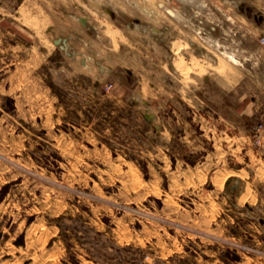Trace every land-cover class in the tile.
<instances>
[{"label": "crops", "instance_id": "0c3cea01", "mask_svg": "<svg viewBox=\"0 0 264 264\" xmlns=\"http://www.w3.org/2000/svg\"><path fill=\"white\" fill-rule=\"evenodd\" d=\"M153 1L162 5L160 27L151 25L147 13ZM105 4L112 5L106 9L110 20L103 17ZM123 5H143L144 13L136 17ZM1 9L0 33L32 42L6 47L17 54L3 66L16 83L17 99L39 95L41 66L48 75L77 82L91 76L94 94L115 84L108 97L126 99L138 110L149 127L147 141L159 150L160 171L150 170L165 173L170 183L154 193L165 195L166 203L194 194L195 225L224 236L233 228L241 236L250 229V242L264 247V0H20L14 12ZM127 14L137 24H121ZM183 21L191 34L182 32ZM202 24L209 27L207 37L198 31ZM114 31H127L126 40L115 39ZM46 35L62 62L50 59L53 51L40 52ZM192 257L219 262L216 253ZM236 263L264 264L246 255Z\"/></svg>", "mask_w": 264, "mask_h": 264}, {"label": "rangeland", "instance_id": "374dc122", "mask_svg": "<svg viewBox=\"0 0 264 264\" xmlns=\"http://www.w3.org/2000/svg\"><path fill=\"white\" fill-rule=\"evenodd\" d=\"M18 2L0 0V12L1 6L14 12ZM111 7L105 4V19ZM146 7L151 25L160 27L162 5ZM127 8L136 17L144 13L143 5ZM136 17L127 14L120 22L134 26ZM184 24L182 32L191 34ZM198 31L207 37L209 27L202 24ZM122 32L114 31L115 39L125 41ZM14 34L0 33V264H202L192 256L208 252L217 254L216 264H237L245 255L264 262V247L250 242V229L242 236L238 228L228 236L215 234L190 220L194 194L166 203L165 195L154 193L170 183L165 173H151V166L160 171L159 150L147 141L149 127L138 110L126 99L108 97L115 84L94 94L91 76L77 82L48 75L41 66L39 95L17 99L16 83L3 68L17 54L6 47L32 42ZM41 37L40 52L53 51L48 36ZM50 59L62 62L61 51Z\"/></svg>", "mask_w": 264, "mask_h": 264}, {"label": "built area", "instance_id": "2783aa9c", "mask_svg": "<svg viewBox=\"0 0 264 264\" xmlns=\"http://www.w3.org/2000/svg\"><path fill=\"white\" fill-rule=\"evenodd\" d=\"M261 43L264 44V37L261 38ZM259 130L260 129H257L256 134H255V138H256V143L257 144L259 143Z\"/></svg>", "mask_w": 264, "mask_h": 264}]
</instances>
